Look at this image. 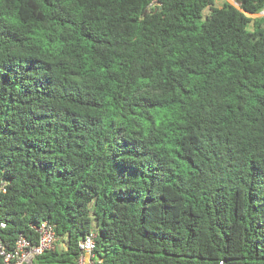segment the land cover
Wrapping results in <instances>:
<instances>
[{"label":"trees","instance_id":"16d2710c","mask_svg":"<svg viewBox=\"0 0 264 264\" xmlns=\"http://www.w3.org/2000/svg\"><path fill=\"white\" fill-rule=\"evenodd\" d=\"M233 2L0 0L6 247L264 264V0Z\"/></svg>","mask_w":264,"mask_h":264},{"label":"built area","instance_id":"2783aa9c","mask_svg":"<svg viewBox=\"0 0 264 264\" xmlns=\"http://www.w3.org/2000/svg\"><path fill=\"white\" fill-rule=\"evenodd\" d=\"M4 192V183L0 182V192ZM5 227V222L0 221V229ZM37 238L35 241L19 235L14 240L11 248L5 246L0 239V264H31L36 257L45 251L54 250L58 244V237L54 226L44 220L36 227ZM95 233L90 232L78 242L80 251L77 264H98L101 259L94 253Z\"/></svg>","mask_w":264,"mask_h":264},{"label":"rangeland","instance_id":"374dc122","mask_svg":"<svg viewBox=\"0 0 264 264\" xmlns=\"http://www.w3.org/2000/svg\"><path fill=\"white\" fill-rule=\"evenodd\" d=\"M217 1V4H220L223 0H216ZM227 1H229L230 3H232L233 2V0H227ZM232 1V2H231ZM233 4H234V2H233ZM260 15H264V13H262V14H255V15H251V16H260ZM58 246H60V244H58ZM34 263L36 262V260H34L33 261Z\"/></svg>","mask_w":264,"mask_h":264},{"label":"water","instance_id":"95a60500","mask_svg":"<svg viewBox=\"0 0 264 264\" xmlns=\"http://www.w3.org/2000/svg\"><path fill=\"white\" fill-rule=\"evenodd\" d=\"M235 4V3H234ZM262 13H264L263 11L260 13V14H262Z\"/></svg>","mask_w":264,"mask_h":264}]
</instances>
